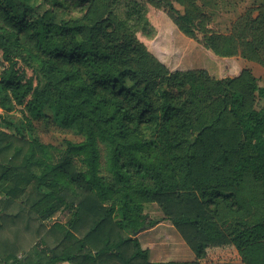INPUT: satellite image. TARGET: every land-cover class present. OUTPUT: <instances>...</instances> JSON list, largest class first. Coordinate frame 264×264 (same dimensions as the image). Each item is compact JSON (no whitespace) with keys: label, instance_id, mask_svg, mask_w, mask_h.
Instances as JSON below:
<instances>
[{"label":"trees","instance_id":"16d2710c","mask_svg":"<svg viewBox=\"0 0 264 264\" xmlns=\"http://www.w3.org/2000/svg\"><path fill=\"white\" fill-rule=\"evenodd\" d=\"M92 2L0 0V234L11 223L34 224L21 264H264V219L240 213L247 178L264 201V107L246 109L231 77L224 110L200 101L189 115L193 91L182 102L138 77L134 60L149 55L155 38L146 10L134 2L107 22L70 18ZM122 29L126 42L115 43L110 35ZM211 49L231 56L225 44ZM47 106L85 135L58 157L30 132ZM100 142L112 182L101 175ZM64 208L72 217L49 224ZM165 223L194 259H153L155 245L143 235ZM21 247L0 235V264L16 261Z\"/></svg>","mask_w":264,"mask_h":264},{"label":"rangeland","instance_id":"374dc122","mask_svg":"<svg viewBox=\"0 0 264 264\" xmlns=\"http://www.w3.org/2000/svg\"><path fill=\"white\" fill-rule=\"evenodd\" d=\"M114 1L108 0L103 4L101 0H95L89 9L76 12L70 18L87 24H92L95 18L107 22L116 12L124 15L127 5L134 2L140 4L146 10L145 17L151 19L155 27V38L148 44L149 55L134 60L138 77L143 82L153 79L151 84L156 87L166 86L182 102L190 101L193 91L198 98L188 106L189 115L194 112L196 116L204 107L202 102L208 105L215 101L216 107L224 110L232 85L243 91L246 109L264 107V97L258 90V87H264V40L260 39L264 36V0H118L116 8ZM126 33L122 29L116 35H110V38L122 44L126 42ZM140 38L144 37L141 35ZM217 44L230 48L231 56L225 59L217 55L211 49V45ZM132 56L135 57V53ZM231 77L238 80L232 84ZM30 132L32 138L49 147L54 157L63 154L68 140L79 142L85 139L76 126L61 122L49 106L46 107L45 117L32 121ZM100 150L101 175L112 182L108 145L100 142ZM73 161L80 170H85V165L77 157L74 156ZM35 170L41 172L39 167ZM240 194L245 201H249L240 211L241 219L263 220L264 201L259 186L247 178ZM71 217L72 212L64 208L56 213L49 224L54 221L66 222ZM33 225L26 229L19 222L11 223L0 235L10 242L18 241L20 245L22 242L18 255L23 254L35 238ZM225 227L228 232L233 230L230 223ZM162 234L166 236L164 239ZM157 236L160 239L153 242L152 237ZM143 237L144 242L151 241L155 245L153 259L160 258L162 254L195 258L193 251L170 223L146 231ZM203 264L244 263L221 260Z\"/></svg>","mask_w":264,"mask_h":264},{"label":"built area","instance_id":"2783aa9c","mask_svg":"<svg viewBox=\"0 0 264 264\" xmlns=\"http://www.w3.org/2000/svg\"><path fill=\"white\" fill-rule=\"evenodd\" d=\"M22 258H23V254H19L18 256H17V261L16 262H14V263H12V264H21V260H22Z\"/></svg>","mask_w":264,"mask_h":264},{"label":"crops","instance_id":"0c3cea01","mask_svg":"<svg viewBox=\"0 0 264 264\" xmlns=\"http://www.w3.org/2000/svg\"><path fill=\"white\" fill-rule=\"evenodd\" d=\"M3 197V194H2V192L0 191V199ZM17 261V260H16ZM16 261H13V260H11L8 264H12V263H14V262H16ZM3 264H7V263H3ZM60 264H69V263H67V262H62V263H60Z\"/></svg>","mask_w":264,"mask_h":264},{"label":"water","instance_id":"95a60500","mask_svg":"<svg viewBox=\"0 0 264 264\" xmlns=\"http://www.w3.org/2000/svg\"><path fill=\"white\" fill-rule=\"evenodd\" d=\"M137 234V233H136Z\"/></svg>","mask_w":264,"mask_h":264}]
</instances>
